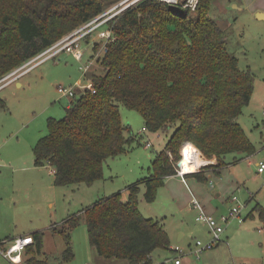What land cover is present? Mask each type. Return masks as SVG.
<instances>
[{"label":"trees","instance_id":"trees-1","mask_svg":"<svg viewBox=\"0 0 264 264\" xmlns=\"http://www.w3.org/2000/svg\"><path fill=\"white\" fill-rule=\"evenodd\" d=\"M114 1L0 0V79ZM195 1L192 9L187 0H137L108 20L105 28L113 39L97 59L101 72L85 75L95 92L86 89L71 99L62 118H48L47 134L34 144V165L51 166L55 185L91 184L102 177L107 157L125 151L128 128L119 104L139 112L150 132L172 129L149 176L130 185L126 198L114 193L66 218L61 228L50 227L64 236L62 261L73 256L69 233L83 219L98 256L126 264H163L153 262V252H174L161 222L141 214V186L144 199L151 202L164 178L175 175L182 146L183 152L192 146L215 158L211 167L216 176L229 164L227 155L255 153L238 122L250 102L254 76L239 68L226 46L225 31L210 17L216 0ZM207 172L203 166L185 178L204 183ZM254 209L264 221V209ZM31 236L23 264H50L40 257L42 232Z\"/></svg>","mask_w":264,"mask_h":264},{"label":"rangeland","instance_id":"rangeland-1","mask_svg":"<svg viewBox=\"0 0 264 264\" xmlns=\"http://www.w3.org/2000/svg\"><path fill=\"white\" fill-rule=\"evenodd\" d=\"M135 1L116 0L104 12L112 10L111 13H117ZM256 1L216 0L211 4L209 14L225 31L226 46L237 57L239 68L250 70L254 76L250 102L243 108L238 122L256 148L251 159L264 161V117L261 115L264 110V19H256L252 12L251 7ZM99 30L90 36L88 42H80L83 55L80 61L71 53L62 51L20 75L18 79L22 86L11 83L0 88V98L5 102V107L0 108V239L14 238L19 230L27 232L42 227L43 253L47 254L50 264H96L93 254L97 256V253L89 244L83 219L69 233L73 256L68 261L61 259L64 236L61 231L52 230L51 224L61 228L66 218L114 193L121 192L126 198V189L130 185L141 183L149 176L156 153L164 147L172 132V129L142 132L144 122L140 113L119 104L121 120L128 128L125 130L128 142L125 151L105 159L101 178L91 184L55 185L51 166L37 168L34 165L33 146L47 134V119L62 118L70 103V98L57 92V86L68 88L76 86L77 81L84 85L80 66L89 62L88 74L101 72L97 59L103 53L105 39L97 37ZM94 46L97 48L93 51ZM147 140L153 146L145 148ZM200 156L205 161L196 170L207 166V173L212 175L215 158ZM243 157L237 153L227 155L228 167L220 175L208 178L207 182L186 179L187 184L194 183L190 188L196 197L206 196L216 207L212 214L214 218L228 215L233 207H241V220L230 219L223 225L221 241L198 254L193 253L194 242H207L211 234L205 223L195 220L197 211L190 207L192 195L188 188H181L173 179L168 187L159 185L155 198L147 202L145 187L141 186L138 194L141 214L158 219L169 234L171 248L177 246L182 251L180 254L173 251V256L170 252L156 250L152 254L154 263L174 264V257L178 256L182 264H264V221L259 212L253 210L255 206L264 209V173L257 174L255 162L249 164ZM209 180L213 186L209 185ZM233 197L236 200H232ZM250 211L252 214L248 216ZM179 232L184 233L180 241L177 240ZM40 257L44 258V255ZM113 260L126 264L123 260ZM103 261L109 264V261ZM0 264L11 263L0 255Z\"/></svg>","mask_w":264,"mask_h":264},{"label":"built area","instance_id":"built-area-1","mask_svg":"<svg viewBox=\"0 0 264 264\" xmlns=\"http://www.w3.org/2000/svg\"><path fill=\"white\" fill-rule=\"evenodd\" d=\"M188 1H191L192 4L191 2L189 3ZM188 1H187L188 3L187 5L193 9L196 1L195 0H188ZM111 12L112 10H108V11H105L95 16L93 19L85 22L78 28L62 36L60 39L55 41L49 47L45 48L40 53H38L34 57L27 60L24 64H22L15 71L2 77L0 79V88H2L8 83L14 82L20 77V75H22L23 73H25L32 67L38 65L45 59H48L50 57L57 55L58 53L62 51L71 53V55L74 58H76V60L80 61L83 56L80 46H79L80 42L92 36L94 32L99 29L100 30L97 33V37L101 39H105V43H103V46H102V51L104 53L106 50V43L111 41L113 39V36L109 29H106V28L103 29V28L105 27L106 22H108V20H110L114 15H116L120 11L117 13H111ZM90 65H91V62L83 66H80V68L83 71V77H85L87 73V69L90 68ZM75 85L76 86H70L68 88L62 85H58L56 89H57V92L60 93L61 96H64V97L66 96L70 99H73L74 97L78 96L80 93L84 92L86 89L92 93L95 92V89L92 83L88 80H85L84 85H82L81 82H78V83L76 82ZM261 115L264 117V110L261 111ZM146 130L147 129L145 127L141 129L142 132ZM150 146H151V142L147 140V142L145 143V147L149 148ZM183 149H184V146H182L181 148V152H180L181 158L180 159L184 158ZM197 167L194 168L191 172H194L197 169ZM256 167H257L258 174L264 173V161H259ZM175 171H176L175 175L180 177L184 182H186V178H185L186 174L191 173V172H185L182 166H180V164L175 165ZM209 185L213 186V182L211 180H209ZM232 200H236V198L233 197ZM190 207L193 210L197 211L196 220L199 222L205 223L208 226L210 234H211V238L207 242H202L201 240H196L194 242L193 253L195 254H198L201 251L210 250L215 245H217L221 241L220 236L224 230L223 225L227 224L230 221V219H238L239 221L241 220L240 218L241 207L239 206L233 207L228 212V215H221L218 218H214L212 215L208 214L205 211V208L202 202L195 197L191 199ZM31 244H33V239H32V236L30 235L29 236H18L14 238H2L0 239V255L5 260L10 262L11 264H23V253L25 252L26 248ZM172 250L175 253H179V254L182 253L181 249L178 248L177 246L174 247ZM174 264H181V260L179 259L178 256H176V258L174 259Z\"/></svg>","mask_w":264,"mask_h":264},{"label":"crops","instance_id":"crops-1","mask_svg":"<svg viewBox=\"0 0 264 264\" xmlns=\"http://www.w3.org/2000/svg\"><path fill=\"white\" fill-rule=\"evenodd\" d=\"M251 9H252V12L255 14V15H257L258 16V13H261V15H259L260 17L259 18H257L256 16V19H258V20H263L264 19V0H257L255 3H254V5H252V7H251ZM90 38V37H89ZM85 41L86 42H88V39H85ZM88 77V76H87ZM87 77L85 76L84 77V79L85 80H88L87 79ZM78 82H80V81H77V83ZM11 83H14V84H16L17 86H22V82L21 81H19V79H17V80H15L14 82H11ZM11 83H8V84H6L5 86H3L2 87V89L4 88V87H6L7 85H10ZM70 102H71V99L69 100ZM69 105H70V103H69ZM69 105L67 106V107H69ZM157 138H160V136H157ZM264 140V139H263ZM262 140V141H263ZM263 146L262 147H264V141H263V144H262ZM151 146H153V144L151 145ZM145 147V146H144ZM146 148V147H145ZM256 154V148H255V153H253V154H251V155H249V156H244L243 157V159H248L247 160V162L249 163V164H253L254 162H255V166H257V163L259 162V161H253V158L251 159V157H253V155H255ZM197 155H198V157H199V160H200V162H201V164L205 161L200 155H202L200 152L198 153L197 152ZM210 161H213V160H210ZM37 168H42V167H44V166H36ZM228 166H226V168H227ZM52 170V174L54 175V169L53 168H51ZM199 170V169H198ZM225 170V168L224 169H222V171H224ZM195 171H197V170H195ZM221 171V172H222ZM256 173H257V167H256ZM221 174V173H220ZM258 174V173H257ZM206 175H207V177L208 178H210V177H212L213 175H211V174H209V173H206ZM192 178V177H191ZM165 179V178H164ZM173 179H175L179 184H180V187L181 188H188V190H189V192L191 193V195H192V197H191V199L193 198V197H195V198H197V199H199L201 202H202V204H203V206H204V208H205V211L208 213V214H210V215H212V214H214L215 212H216V207H214V205L211 203V202H208V201H210V200H208L207 199V197L206 196H201V198H198V197H196L192 192H191V185H193V187H194V183L193 182H191V184L189 185V184H187L186 182H184L180 177H178L177 175H171V176H168V177H166V179L164 180V182L165 183H163L164 184V186L166 185L167 187H168V185L171 183L170 181H172ZM192 179H194V178H192ZM195 180V179H194ZM196 181V180H195ZM196 182H198L199 183V181H196ZM172 187H173V184H172ZM175 190V188H173V191ZM187 195V194H186ZM216 196L217 197H219V193H216ZM191 199H190V202H191ZM190 202H189V204H190ZM256 207V206H255ZM254 207V208H255ZM253 208V210H255ZM251 214H252V211H250V213L248 214V216H251ZM195 220H196V216H195ZM197 221V220H196ZM52 225H54V224H51V226ZM50 227V226H49ZM35 229L33 230V229H30V231H23V230H19L18 231V233H17V235H14V237L16 236V237H18V236H31V233H33V232H35V231H40V229L42 228V227H34ZM163 228L165 229V227H164V225H163ZM165 231H166V229H165ZM28 232H30V233H28ZM167 232V231H166ZM167 234H168V232H167ZM168 236H169V234H168ZM184 237V233L183 232H179L178 233V235H177V240H182V238ZM170 241V240H169ZM171 246V245H170ZM42 252H43V246H42ZM95 253V252H94ZM44 254V253H43ZM46 255L47 254H44V256L46 257ZM95 254H93V257H94V261L96 262V264H108V262H104L103 260H104V258H102V257H100V256H98L97 254V256H94ZM24 257H26V255H25V252L23 253V261H24ZM105 260H107V261H109V264H125V263H122V262H120V263H117V261H114L113 259H105ZM50 262V261H49ZM174 263V262H173ZM181 264H182V262H181Z\"/></svg>","mask_w":264,"mask_h":264},{"label":"bare ground","instance_id":"bare-ground-1","mask_svg":"<svg viewBox=\"0 0 264 264\" xmlns=\"http://www.w3.org/2000/svg\"><path fill=\"white\" fill-rule=\"evenodd\" d=\"M196 151H198V153L200 152L195 147H192V146L187 147L183 152L184 158L177 161L175 165H178L179 163L185 172H191L194 168H196L197 166L201 164V162L198 160L199 157Z\"/></svg>","mask_w":264,"mask_h":264},{"label":"water","instance_id":"water-1","mask_svg":"<svg viewBox=\"0 0 264 264\" xmlns=\"http://www.w3.org/2000/svg\"><path fill=\"white\" fill-rule=\"evenodd\" d=\"M259 15H261V13H258V16L256 15V17L259 18V17H260ZM178 164H179V163H178Z\"/></svg>","mask_w":264,"mask_h":264}]
</instances>
